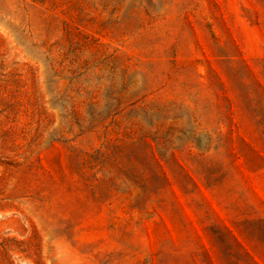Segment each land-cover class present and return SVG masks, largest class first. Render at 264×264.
Instances as JSON below:
<instances>
[{"label":"rangeland","instance_id":"374dc122","mask_svg":"<svg viewBox=\"0 0 264 264\" xmlns=\"http://www.w3.org/2000/svg\"><path fill=\"white\" fill-rule=\"evenodd\" d=\"M0 264H264V0H0Z\"/></svg>","mask_w":264,"mask_h":264}]
</instances>
